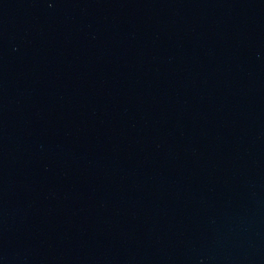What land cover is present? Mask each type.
Listing matches in <instances>:
<instances>
[{"label": "water", "instance_id": "obj_1", "mask_svg": "<svg viewBox=\"0 0 264 264\" xmlns=\"http://www.w3.org/2000/svg\"><path fill=\"white\" fill-rule=\"evenodd\" d=\"M0 157L264 255V0H0Z\"/></svg>", "mask_w": 264, "mask_h": 264}]
</instances>
